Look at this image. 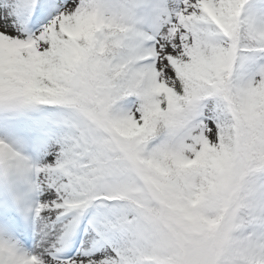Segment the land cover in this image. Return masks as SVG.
I'll return each instance as SVG.
<instances>
[{"label":"snow or ice","instance_id":"6c2138e0","mask_svg":"<svg viewBox=\"0 0 264 264\" xmlns=\"http://www.w3.org/2000/svg\"><path fill=\"white\" fill-rule=\"evenodd\" d=\"M0 264H264V0H0Z\"/></svg>","mask_w":264,"mask_h":264}]
</instances>
